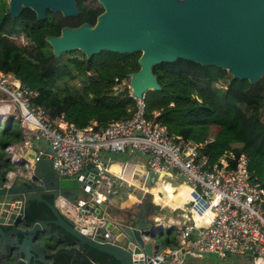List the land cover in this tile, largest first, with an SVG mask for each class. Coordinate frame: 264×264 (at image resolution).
<instances>
[{
  "label": "water",
  "instance_id": "95a60500",
  "mask_svg": "<svg viewBox=\"0 0 264 264\" xmlns=\"http://www.w3.org/2000/svg\"><path fill=\"white\" fill-rule=\"evenodd\" d=\"M98 2L103 10L92 25L62 26L58 34L46 35L45 41L56 57L74 49L86 57L101 50L138 51V68L127 73L133 97L158 89L152 65L177 57L224 68L231 77L249 82L264 74V0ZM21 7L32 9L36 19H42L46 9L60 11L63 16L77 13L74 0H7L6 12L15 17ZM34 151L22 152L12 164L23 166ZM43 152L50 153L51 147L45 145ZM2 173L0 256L10 255L20 264H48L61 252L69 255L70 261L82 260L91 248L104 254L110 264H151L152 260L167 264L166 259L160 263L153 256L158 243L141 238V234L152 236L155 231L154 217L146 218L150 207H155L150 201L138 202L123 218L104 201H86L83 178L59 177L45 155L35 159L30 169L16 168L9 179ZM46 193L76 208L66 206L63 211L57 202L43 196ZM78 200L83 201L79 207ZM30 201L45 204L50 217L26 219L24 209ZM44 238L60 240L63 245L49 249Z\"/></svg>",
  "mask_w": 264,
  "mask_h": 264
},
{
  "label": "trees",
  "instance_id": "16d2710c",
  "mask_svg": "<svg viewBox=\"0 0 264 264\" xmlns=\"http://www.w3.org/2000/svg\"><path fill=\"white\" fill-rule=\"evenodd\" d=\"M78 14L62 16L46 10L36 19L29 7H21L12 19V31L19 32V41L0 34V69L11 72L20 82L35 89L31 103L39 104L49 117L61 116L76 127L91 124L93 128L109 121L130 117L135 99L130 94L128 72L138 68L137 53L101 50L86 57L78 50L63 51L56 57L46 35H56L62 26L92 23L101 10L99 4L86 7L76 0ZM7 19L6 1L0 0V26ZM158 89L143 95V115L151 124H162L175 141L202 143L208 162L217 160L225 150L235 156L243 152L249 175L264 184V74L256 81L233 78L226 69L203 65L185 59L160 61L151 67ZM226 78L222 91L213 83ZM0 127V172L13 170L3 148L22 138L18 123L12 117ZM211 125H217L212 136ZM233 162V160L231 161ZM26 219L50 217L45 204L30 201L24 209ZM163 245H175L173 237L160 235ZM60 240L43 239L49 249H56ZM88 260H71L66 253H57L48 264H105L104 254L91 250ZM20 264V262L6 263Z\"/></svg>",
  "mask_w": 264,
  "mask_h": 264
},
{
  "label": "built area",
  "instance_id": "2783aa9c",
  "mask_svg": "<svg viewBox=\"0 0 264 264\" xmlns=\"http://www.w3.org/2000/svg\"><path fill=\"white\" fill-rule=\"evenodd\" d=\"M34 94L35 89L0 69V121L6 116L14 118L22 133L19 142L3 148L9 162L20 159L19 147L33 148V156L21 168L30 169L35 159L45 155L59 177L83 178L86 201H104L113 209L110 197L120 190L128 194L132 183L118 172H110L100 152L145 155L148 177L176 173L187 186L180 190L184 204L181 218H174L172 224L175 245L153 255L160 263L166 259L167 264H183L180 252H194L197 258L214 253L221 259L234 255L246 264H264V184L249 175L243 152L235 156L228 149L208 162L202 143L175 141L162 124L145 120L143 96L134 97L130 117L93 128L91 124L76 127L61 116L49 117L42 106L31 103ZM45 145L51 147L50 153L43 152ZM12 173L4 171L7 179ZM82 202L78 200L77 207ZM155 221L154 234H141L142 240L157 243L156 232L165 227ZM151 264L158 263L152 260Z\"/></svg>",
  "mask_w": 264,
  "mask_h": 264
},
{
  "label": "crops",
  "instance_id": "0c3cea01",
  "mask_svg": "<svg viewBox=\"0 0 264 264\" xmlns=\"http://www.w3.org/2000/svg\"><path fill=\"white\" fill-rule=\"evenodd\" d=\"M28 151L27 147H19L17 150L18 154H22L24 151ZM100 154L106 163V167L110 172L119 173L124 178L130 181V190L128 194L124 192V190H120L116 197H110V203L115 208L118 206L117 201L121 204V206H126L130 208L133 203H138L139 200L151 198L156 203V215L154 216L155 222L162 223L165 228H163L162 234H167L169 237H173L175 241V231L172 227L174 218H181V211L183 209V201L182 195L180 194V190H185L187 188L186 185L182 183L180 179V184L175 185L173 187V183L171 181V177L179 176L176 173L166 174L162 173L159 177H155L151 179L147 176L146 173V164H145V155L134 153V154H126L123 152H106L101 151ZM21 168L17 167V170ZM179 181V180H178ZM172 188V189H171ZM125 200L126 204L122 203V200ZM66 206L76 208L75 205H71L66 203ZM65 206V207H66ZM65 207L62 210H65ZM155 208V207H154ZM132 210V209H131ZM90 217V216H89ZM92 218V216H91ZM174 232V236L171 235ZM157 234V233H156ZM160 245V236L155 238ZM55 241V239H52ZM171 243L163 245L171 246ZM63 245V243L59 242L58 246ZM158 250V248H157ZM6 263H15L14 259L10 255H2L0 256V264ZM188 264H219L212 261H202L197 259L190 260ZM223 264V263H220Z\"/></svg>",
  "mask_w": 264,
  "mask_h": 264
},
{
  "label": "rangeland",
  "instance_id": "374dc122",
  "mask_svg": "<svg viewBox=\"0 0 264 264\" xmlns=\"http://www.w3.org/2000/svg\"><path fill=\"white\" fill-rule=\"evenodd\" d=\"M6 14H7V19L0 26V34H4V35L6 34V35H9V36H12V37L15 38L16 41H19V39H21L19 37V32H13L12 31V24H13V22H12L11 16L7 12H6ZM225 84H226V78L221 79V80L213 83V86H214V88L217 91H222L224 89V87H225ZM127 86H128V84H127ZM8 117L9 116H6L2 121H0V127L4 126L7 123L8 119H9ZM262 118L264 119V113L262 115ZM16 124H17V121L15 119H13V125L15 126ZM216 127H217V125H211V127L209 129V135H210V137L212 136V133L215 131ZM11 167L13 168V171L16 170V168H17V166H15L14 164H12ZM18 168H21V167H18ZM169 170L174 171V169H169ZM178 175H179V178L177 176L168 178V179H171V181L173 183V187L175 185H179L180 184V179L182 180L181 175L180 174H178ZM118 195L119 194H116V195H113L112 197H116ZM60 200H62V198H59L56 202L59 203ZM121 200H122V203L123 204H126L127 205V203L125 202V200H123L122 198H121ZM147 200L150 201L152 204H156L153 201V199H151V198H148ZM63 202H64V204L66 206V202L64 200H63ZM116 203L118 205H121L118 201ZM152 207H154V206L152 205ZM155 209H156V206H155ZM152 224L153 223H151L150 226ZM162 232H163V230L160 229V228H158V230L156 232L157 233L156 234L157 238L162 234ZM171 232H172L171 235L174 236V232L172 230H171ZM163 248H164L163 247V243L160 241V245L158 246V250L160 252H162ZM180 255H182L184 257V263L183 264H188L191 259L192 260L197 259V256H195V253L194 252L192 254H187V253H183L182 254V252H180ZM198 259L199 260H202V261H212V262L219 263V264L220 263H223V264H246L244 262V260H240L237 256H234V255L233 256L232 255H227L224 259H221L217 255H215L214 253H204ZM258 264H262V263L259 262Z\"/></svg>",
  "mask_w": 264,
  "mask_h": 264
},
{
  "label": "flooded vegetation",
  "instance_id": "af4514ba",
  "mask_svg": "<svg viewBox=\"0 0 264 264\" xmlns=\"http://www.w3.org/2000/svg\"><path fill=\"white\" fill-rule=\"evenodd\" d=\"M6 1V3H7V0H5ZM82 3H83V5H85L86 7H88V6H92L93 4H99L100 5V7H101V10L95 15V17H94V20H93V22L92 23H89L88 21H83V22H87V23H89L90 25H92L94 22H95V19H96V16L100 13V12H102V10H103V7H102V5L98 2V0H80ZM74 2H75V6H76V9H77V13L75 14V15H68V16H76L77 14H78V8H77V5H76V0H74ZM46 10H50V9H46ZM46 10H45V12H46ZM51 11H53V10H51ZM55 12H60V11H55ZM61 13V12H60ZM45 15V14H44ZM61 15H62V13H61ZM63 16V15H62ZM66 17V16H65ZM12 19L14 18V17H11ZM82 23V22H81ZM80 23V24H81ZM79 25V24H78ZM65 26H70V25H65ZM135 53H137V56H138V51H136ZM137 56H136V59H137ZM137 63V62H136ZM138 65V64H137ZM44 197H46L47 199H52V200H54L55 202L57 201V198H58V196H55V198H53L52 197V195H50V194H44L43 195ZM57 204V203H56ZM91 250H93V249H91V248H88L87 249V257L86 258H84V259H82V260H79V261H85V259L86 260H88L89 262H90V260H89V258H88V255H89V252L91 251ZM104 260V262H105V264H110V261H107L106 259H103ZM83 263V262H82ZM81 263V264H82Z\"/></svg>",
  "mask_w": 264,
  "mask_h": 264
},
{
  "label": "bare ground",
  "instance_id": "6f19581e",
  "mask_svg": "<svg viewBox=\"0 0 264 264\" xmlns=\"http://www.w3.org/2000/svg\"><path fill=\"white\" fill-rule=\"evenodd\" d=\"M5 118V117H4ZM3 118V119H4ZM2 119V120H3ZM1 120V121H2ZM60 203L61 204H64V202H63V200H60ZM135 204V202L133 203V205H132V207L130 208V206L129 207H126V206H121V205H118V206H116L115 208L113 207V210L117 213V214H119V215H121L123 218H126V217H128L129 216V212L131 211V209L132 210H134V209H136L137 208V206H138V204L136 203V205H134ZM155 208L154 207H150V209H149V211H148V214L146 215V218H152V217H154L155 215H156V212H155Z\"/></svg>",
  "mask_w": 264,
  "mask_h": 264
}]
</instances>
